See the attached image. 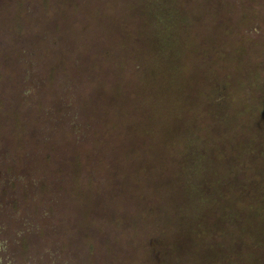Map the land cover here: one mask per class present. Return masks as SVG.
Returning a JSON list of instances; mask_svg holds the SVG:
<instances>
[{
    "label": "rangeland",
    "instance_id": "1",
    "mask_svg": "<svg viewBox=\"0 0 264 264\" xmlns=\"http://www.w3.org/2000/svg\"><path fill=\"white\" fill-rule=\"evenodd\" d=\"M0 94V264H264V0H0Z\"/></svg>",
    "mask_w": 264,
    "mask_h": 264
},
{
    "label": "trees",
    "instance_id": "2",
    "mask_svg": "<svg viewBox=\"0 0 264 264\" xmlns=\"http://www.w3.org/2000/svg\"><path fill=\"white\" fill-rule=\"evenodd\" d=\"M49 37H51V35H49L48 38L44 37V39L47 41V43L49 45H51L52 47H55L57 45V41H56L57 37L53 36L52 37V41L49 40L50 39ZM59 50L61 51L62 48H60ZM33 54L35 55V53H33ZM50 60H51V57H45V56H43V57L39 56L37 58V61L40 64H45L46 63V64L50 65L51 64ZM37 61L35 60V63H37ZM35 63L34 62L30 63V67H28V68H29V70L31 69V71L28 70V72L36 73V69H34V64ZM73 66H76V65H73ZM88 73H89V71H88ZM73 78L76 79V83H79L78 75L76 74V72H75V75H74ZM41 94H42V96H44V92H41ZM74 97L75 96L71 95V98L69 99L68 103H69L70 107H71V105L73 103H75ZM13 98L14 97L8 99L7 95L0 94V107L2 108V109H0V129L2 131H7L8 130V126H7L6 123H10L12 121L15 122L14 123V127H15V131H17V134H19L21 132L24 133V135L32 134V132H33L32 129L30 130V129H28L29 128L28 126L26 127L25 122L27 123V120L29 121V123H31L33 125L34 124H39L41 127H46V126L48 127L47 122L45 120H46L47 114H49V110H47L45 108L46 107L45 104H42L41 102H38L40 100L36 101L35 98H34V101H32V102H34V104H31L32 103L31 101H28L27 99L23 98V102H22L23 106L25 104V105H27L28 108L27 107H25V108L23 107V109H20V108H18V106L13 108L12 107V103L14 102ZM28 102H29V105H28ZM76 110H75V112H76ZM76 114L77 113H75L73 118L77 117ZM29 123H27V125L31 126V124H29ZM38 132H42V131L41 130H37V133ZM48 133H50V132H42V134H43V138L42 139L43 140L44 139L45 140L48 139V137H49ZM6 136L4 138H6ZM50 136H52L50 138V142L52 143V140H56L58 138L59 133H57V134L50 133ZM25 141H26V139L24 138L22 144H26L27 145V142H25ZM9 145H10V143L7 140V138L4 139V141L0 142V152H1L0 153V157H4L5 156V158L10 159V160H12L14 162V160H15L14 153H13V151H11L9 149ZM54 145H55V143H54ZM53 149H54V147L50 148V152L47 153V155H48L47 158H49L48 163L50 162V160L52 158L53 153H51V151ZM38 152H41V149ZM35 166H36V170H38L39 166L44 168L42 164L38 165V167H37V164ZM45 168L48 171V168L47 167H45ZM57 180L60 181L62 179L58 178Z\"/></svg>",
    "mask_w": 264,
    "mask_h": 264
}]
</instances>
